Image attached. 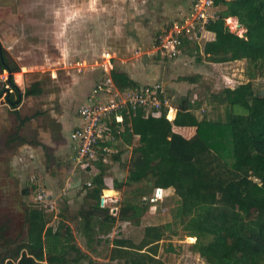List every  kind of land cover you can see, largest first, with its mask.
I'll use <instances>...</instances> for the list:
<instances>
[{"label": "trees", "instance_id": "1", "mask_svg": "<svg viewBox=\"0 0 264 264\" xmlns=\"http://www.w3.org/2000/svg\"><path fill=\"white\" fill-rule=\"evenodd\" d=\"M214 7L215 18L205 26L212 39L205 41L201 49L206 61L224 64L245 60L250 78H264V0H215ZM230 18L245 30L243 37L226 28L225 22ZM188 44L185 40L184 45ZM0 70L8 68L1 63ZM111 77L119 91L140 87L115 65ZM8 82L12 93H6L4 99L16 107L21 91L11 76ZM38 93L37 87L24 91L25 96ZM211 99L222 108V119H198L191 101L185 98L176 100L178 107L172 122L166 120L165 110L156 118L151 110L136 109L140 133L129 159L126 183L140 185L132 192L134 196L146 191L152 195L156 189H173L179 204L171 223L146 226L138 243L126 238L113 239L107 256L110 263L162 264L158 258L160 242L182 232L195 239L190 250L205 264H264V96L254 93L250 81L234 89L224 87L211 94ZM122 122L117 140L131 145L133 134L127 115L123 114ZM173 127H194L195 133L184 138L173 132ZM120 155L121 152L113 155L112 161L119 162ZM220 164L224 167L222 170L234 176L213 181ZM96 166L99 172L93 182L99 193L105 188L102 178L107 167L102 162ZM122 186L114 183L116 189ZM145 212L146 208L136 200L125 199L117 219L138 227ZM83 214L82 232L86 233L91 227L87 212ZM26 220L23 252L1 258L0 264L79 262L80 251L73 245L60 244L63 228L68 240L73 241L64 223H59L55 231L46 228L41 235L45 220L42 211L27 210ZM5 230L6 226L2 225L0 242H4ZM87 239L90 242L92 238ZM164 252H174L171 243Z\"/></svg>", "mask_w": 264, "mask_h": 264}, {"label": "crops", "instance_id": "2", "mask_svg": "<svg viewBox=\"0 0 264 264\" xmlns=\"http://www.w3.org/2000/svg\"><path fill=\"white\" fill-rule=\"evenodd\" d=\"M113 1L0 0V66L3 63L8 68L0 70V78L9 79L11 76L21 91L16 107L9 105L3 95L0 98V179L11 181L23 199L28 195L22 189H32L37 181L48 188L61 187L62 194L66 193L68 187L76 186L77 170H82L75 162V144L70 140V133L79 126L77 111L86 102L101 75L96 68H84L78 72L75 64L91 65L92 61L100 59L101 53L110 52L112 40L119 39L113 35ZM118 1L122 6L126 5L127 10L130 9V0ZM119 10L123 18V9ZM229 20L236 21L233 18ZM129 36L134 37L133 32L123 37L128 40ZM204 38L211 40L212 35L205 32ZM120 42L123 45L115 50L121 54H127L130 47H134L133 42L128 44L124 39ZM199 46V43L195 44L200 49ZM120 71L138 86H158L162 95L168 93L173 100L182 98L176 83H159V72L143 66L141 69L137 61H124ZM226 80L225 87L230 89L251 81L247 79L232 87L230 85L236 81L228 76ZM36 87L38 94L24 95L25 90ZM187 90L192 91L193 87ZM193 113L198 115L197 111L193 110ZM170 114L166 120L172 122L176 112ZM128 118L134 142L138 145L140 119L135 114H130ZM172 130L184 138H190L195 133L194 127H173ZM125 149H130L129 155L123 152ZM113 150L114 153L121 152V163L128 156L129 164L132 153L130 145L120 140ZM114 162L115 165L110 163L109 167L106 166L108 161L103 163L107 167L104 174L108 173L109 176V182L103 181L105 188L101 190L105 195L118 193L119 189L114 188L115 182L123 184V178L118 179L117 172L125 176L124 180L128 173L125 165L120 164L119 171V163ZM93 172L98 175V167ZM2 187L5 189L8 186ZM164 192L174 194L173 189ZM4 197L1 196V199Z\"/></svg>", "mask_w": 264, "mask_h": 264}, {"label": "rangeland", "instance_id": "3", "mask_svg": "<svg viewBox=\"0 0 264 264\" xmlns=\"http://www.w3.org/2000/svg\"><path fill=\"white\" fill-rule=\"evenodd\" d=\"M114 1L112 5L113 35L119 39L116 41L112 40L111 46L113 48H110V53L114 56V65L119 70L122 63L128 60L130 62H139L141 69L143 66L145 69L158 71V75H160L159 83L164 81H167V84L170 82L176 83L182 92V98H190L192 100L189 99L195 108L194 111L198 112L197 117L199 119L204 117L209 120L223 118L222 108L212 102L211 94L218 93L225 87L227 76L236 81L233 82L235 84L230 86H236L238 85L237 83L251 79L254 93L264 96V78H248L249 69L246 61L236 62L232 65H213L206 61L200 51L206 41L204 33L199 38L190 40L187 46L183 45L180 54L174 59L155 54L159 38L164 36L174 24H182L185 21L193 0H130L129 10H127L126 5L122 6L119 1ZM119 9H123V18L120 17L121 11ZM216 11V7L213 6L210 12L214 18ZM235 23L236 21L233 20L226 21L225 26L227 28L228 25L231 33L243 36L244 29H237V24ZM131 32H133L134 37L129 36L128 40L123 37L129 33L131 34ZM121 39L126 40L128 44L134 43L132 44L134 47H130V51L127 54H121L119 53L120 51L115 50L117 46L122 44L120 42ZM197 43H199L200 49L195 47ZM97 61L99 59L92 61L91 64ZM86 65L88 66L89 64L84 63L83 67H86ZM144 74H146L145 71ZM184 78L194 79V86H191L190 82L182 80ZM191 87H193L192 91L187 90ZM165 96L173 99L172 95H168V93H165ZM177 100L179 101V99ZM173 101L176 100H172V103ZM198 103L200 104L198 105ZM135 145L137 146V143L134 142L133 138V142L130 145L132 150ZM120 148L122 149V147ZM129 150L125 149L123 152L126 151L127 155H129ZM115 154L113 150L108 155L107 167H109L110 163H112V166L115 165V162L112 161V157ZM127 157L121 163L120 155L119 166L117 167L119 171L121 169L120 164L125 165L128 170ZM220 166L221 168L217 170V174L213 176V181L223 180L222 178L229 179L234 176L231 173H227L226 170H222L224 169L223 165L220 164ZM104 175L103 181L109 182L108 173ZM96 176L97 173L95 175L93 171L77 170L76 186L68 187L64 194L60 193L62 188L57 185L56 187L48 188L41 181H37L32 189L27 187L22 189L28 195L24 199L21 197L22 195L19 193L18 188H14L11 181L7 182L5 179H0V227L2 225L6 226L4 242H0V259L12 257L16 251L18 254L21 253L26 242V213L27 210L31 209L41 210L45 217L41 235L44 234L46 228H51L55 231L59 223H64L66 228H69V234L73 236V241L70 242L68 240V233L63 228L61 230L60 244L64 247L73 245L77 251L81 252L77 264H116L110 263L107 258L113 239L117 237L126 238L138 243L142 239L143 229L146 226L163 225L173 221L174 210L179 204L174 194L164 192L161 199L154 202H150L151 193L148 191L142 195L137 193L134 196L132 192L140 188V185H128L126 179L124 180L125 176H121L117 172V178H123L122 188L115 195L114 193L105 195L103 192L98 193L97 191V185L93 182ZM35 178H39L37 174H35ZM6 184L8 187L4 189L2 186ZM40 194L44 195L42 201L38 200V195ZM1 196L5 197L1 199ZM143 197L148 200L145 202ZM125 199H134L136 203L146 208L145 214L140 219V226L136 227L128 222L118 221L119 208ZM9 200L12 202H8ZM21 200L23 202H20ZM84 212L88 214V224L91 227L86 233L82 232ZM88 237L92 238L90 242H88ZM194 240L179 232L178 236L160 242L158 258L162 264H205L198 255L190 250V245ZM168 243H171L174 252H164Z\"/></svg>", "mask_w": 264, "mask_h": 264}, {"label": "built area", "instance_id": "4", "mask_svg": "<svg viewBox=\"0 0 264 264\" xmlns=\"http://www.w3.org/2000/svg\"><path fill=\"white\" fill-rule=\"evenodd\" d=\"M215 0H193L190 12L182 24H174L168 32L159 38L155 54L174 59L180 54L184 41L194 40L207 32L205 26L210 20L211 9ZM226 21H231L227 19ZM236 24V23H235ZM203 35V34H202ZM84 63H76L75 69L80 72L84 68L99 69L101 77L97 80L86 102L77 111L79 126L70 133V140L75 144V162L82 171H97L98 162L106 163L108 155L117 145L122 132L123 114H135L138 107L151 110L153 115L161 116L177 112L178 104L160 93L158 86H140L126 91H119L111 77L114 69V56L110 52L101 53L100 59L83 67ZM0 92L4 96L12 93L8 78H0ZM163 190L156 189L150 202L161 199ZM44 195H38L42 201ZM146 202L148 199L143 197ZM102 204L104 205L103 201Z\"/></svg>", "mask_w": 264, "mask_h": 264}, {"label": "water", "instance_id": "5", "mask_svg": "<svg viewBox=\"0 0 264 264\" xmlns=\"http://www.w3.org/2000/svg\"><path fill=\"white\" fill-rule=\"evenodd\" d=\"M237 26L240 27L238 24H237ZM0 48H1V47H0ZM0 57H2V55H1V51H0Z\"/></svg>", "mask_w": 264, "mask_h": 264}, {"label": "clouds", "instance_id": "6", "mask_svg": "<svg viewBox=\"0 0 264 264\" xmlns=\"http://www.w3.org/2000/svg\"><path fill=\"white\" fill-rule=\"evenodd\" d=\"M93 3H95V0H93Z\"/></svg>", "mask_w": 264, "mask_h": 264}, {"label": "bare ground", "instance_id": "7", "mask_svg": "<svg viewBox=\"0 0 264 264\" xmlns=\"http://www.w3.org/2000/svg\"><path fill=\"white\" fill-rule=\"evenodd\" d=\"M237 29H239V28H237Z\"/></svg>", "mask_w": 264, "mask_h": 264}]
</instances>
